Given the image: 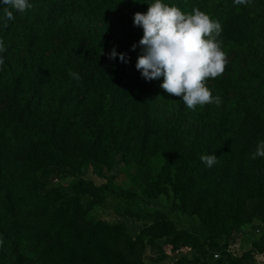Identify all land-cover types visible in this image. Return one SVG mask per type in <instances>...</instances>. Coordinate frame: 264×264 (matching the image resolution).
Wrapping results in <instances>:
<instances>
[{"label":"trees","instance_id":"obj_1","mask_svg":"<svg viewBox=\"0 0 264 264\" xmlns=\"http://www.w3.org/2000/svg\"><path fill=\"white\" fill-rule=\"evenodd\" d=\"M153 2L29 0L7 27L0 2V264H145L148 248L166 257L161 240L172 253L190 248L174 264H257L264 253V230L249 251H228L233 234L264 225V157L251 158L264 141V0H162L222 28L228 63L206 81L222 103L194 110L162 89L163 77L136 69L144 48L134 14ZM213 154L209 168L200 157ZM118 161L139 169L138 192L114 191L112 175L100 185L81 176ZM62 170L77 180L51 186ZM107 192L135 204L128 214L144 221L135 237L90 216ZM161 200L199 228L178 229L162 209H147Z\"/></svg>","mask_w":264,"mask_h":264},{"label":"clouds","instance_id":"obj_2","mask_svg":"<svg viewBox=\"0 0 264 264\" xmlns=\"http://www.w3.org/2000/svg\"><path fill=\"white\" fill-rule=\"evenodd\" d=\"M4 7L5 27L7 22L15 19L14 12L24 13L32 8L29 0H0ZM251 0H234L235 5H248ZM134 25L142 27L143 37L139 41L144 48L138 57L136 69L146 80L163 77L162 89L171 96L182 98L189 109L198 105L215 104L219 106L222 99L213 96L206 85L209 79L221 76L228 63L227 54L222 50V42L217 39L222 28L218 21L194 8L191 14L183 13L176 6L154 0L148 5L146 13L134 14ZM136 45L132 46L135 50ZM0 40V52L5 51ZM125 53L119 59L127 63ZM115 48L109 59H115ZM4 63L0 58V65ZM70 76L79 81L80 75L70 72ZM264 157V141H259L251 158ZM201 161L209 168L217 163L216 155H201Z\"/></svg>","mask_w":264,"mask_h":264},{"label":"rangeland","instance_id":"obj_3","mask_svg":"<svg viewBox=\"0 0 264 264\" xmlns=\"http://www.w3.org/2000/svg\"><path fill=\"white\" fill-rule=\"evenodd\" d=\"M156 166L160 165L157 160L155 162ZM139 173V169L132 164L118 161L114 164V169L112 172L107 173L104 167H94L93 165L85 166L82 170V177L88 179L100 185L105 182V178L112 175L111 188L114 191H131L138 192V184L135 182L134 177ZM77 178L68 173L67 170H62L59 176L53 178L51 181V186L55 187H68L70 184L75 182ZM105 203L102 206L95 205L90 210V216L96 221H105L109 224L123 223L129 234L135 237L137 233L141 230L144 221L132 217L128 214V211H135L136 208L134 203L129 202L124 197H118L109 192L106 193ZM82 203L89 201L87 196L82 197ZM163 207H153L149 206L148 210L162 209L167 213L170 220L173 221L178 229H186L189 231H195L196 227L199 228V224L195 219H189L183 215H179L169 208V203L165 200L160 201ZM138 211V210H137ZM247 233L237 232L233 234L228 240V251L234 255H240L243 252L249 251L252 247L253 240H257L262 236L264 225L259 223V220H254L252 226L244 228ZM264 243V240H263ZM158 245L162 248L164 256L159 254L157 248H148L143 256L145 264H174L180 257H190V248L184 247L177 253H172L170 247L165 244L164 240L158 242ZM255 261L257 264H264V253L255 254ZM206 264H214L212 262H207Z\"/></svg>","mask_w":264,"mask_h":264}]
</instances>
